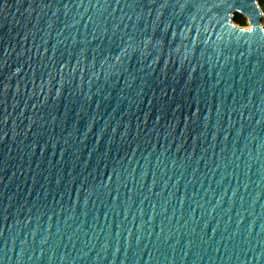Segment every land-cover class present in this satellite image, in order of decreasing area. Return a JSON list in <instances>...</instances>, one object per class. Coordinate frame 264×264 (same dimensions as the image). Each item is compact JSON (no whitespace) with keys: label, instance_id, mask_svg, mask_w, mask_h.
Instances as JSON below:
<instances>
[{"label":"water","instance_id":"obj_1","mask_svg":"<svg viewBox=\"0 0 264 264\" xmlns=\"http://www.w3.org/2000/svg\"><path fill=\"white\" fill-rule=\"evenodd\" d=\"M263 16L0 0V264H264Z\"/></svg>","mask_w":264,"mask_h":264},{"label":"rangeland","instance_id":"obj_2","mask_svg":"<svg viewBox=\"0 0 264 264\" xmlns=\"http://www.w3.org/2000/svg\"><path fill=\"white\" fill-rule=\"evenodd\" d=\"M259 3H260V6H261V8L263 9V12H264V0H259ZM236 14H240V13H236ZM236 14H235V17H234V22L237 25L241 26V27L249 28L250 24H249L248 18L246 16L240 14V17L243 20L241 22V21L236 20ZM262 24L264 25V16H263V19H262Z\"/></svg>","mask_w":264,"mask_h":264},{"label":"trees","instance_id":"obj_3","mask_svg":"<svg viewBox=\"0 0 264 264\" xmlns=\"http://www.w3.org/2000/svg\"><path fill=\"white\" fill-rule=\"evenodd\" d=\"M236 20H238V21H243L242 19H241V17H240V14H236Z\"/></svg>","mask_w":264,"mask_h":264},{"label":"bare ground","instance_id":"obj_4","mask_svg":"<svg viewBox=\"0 0 264 264\" xmlns=\"http://www.w3.org/2000/svg\"><path fill=\"white\" fill-rule=\"evenodd\" d=\"M248 18V17H247ZM248 20H249V18H248ZM250 24V23H249ZM250 28V27H249Z\"/></svg>","mask_w":264,"mask_h":264}]
</instances>
